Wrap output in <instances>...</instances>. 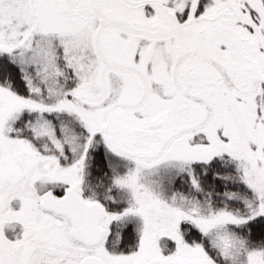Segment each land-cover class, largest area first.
Returning <instances> with one entry per match:
<instances>
[{
    "label": "snow or ice",
    "instance_id": "snow-or-ice-1",
    "mask_svg": "<svg viewBox=\"0 0 264 264\" xmlns=\"http://www.w3.org/2000/svg\"><path fill=\"white\" fill-rule=\"evenodd\" d=\"M0 264H264V0H0Z\"/></svg>",
    "mask_w": 264,
    "mask_h": 264
}]
</instances>
